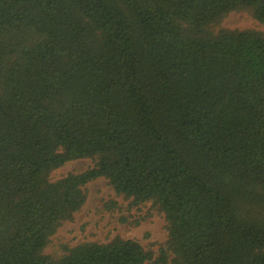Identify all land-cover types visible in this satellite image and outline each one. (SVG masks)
Instances as JSON below:
<instances>
[{
    "label": "trees",
    "instance_id": "16d2710c",
    "mask_svg": "<svg viewBox=\"0 0 264 264\" xmlns=\"http://www.w3.org/2000/svg\"><path fill=\"white\" fill-rule=\"evenodd\" d=\"M234 12L264 25V0H0V264H264V35ZM100 178L163 214L157 254H45Z\"/></svg>",
    "mask_w": 264,
    "mask_h": 264
},
{
    "label": "rangeland",
    "instance_id": "374dc122",
    "mask_svg": "<svg viewBox=\"0 0 264 264\" xmlns=\"http://www.w3.org/2000/svg\"><path fill=\"white\" fill-rule=\"evenodd\" d=\"M221 28L230 31L255 30L264 35V25L259 24L246 12H234L222 22ZM93 167L91 160L66 164L54 171L52 181H58L70 173L80 174ZM87 202L76 214L73 222L65 223L52 238L45 250L46 255H61L62 246L69 248L84 243H107L115 238L134 240L145 249L158 253L167 240L166 222L151 203L130 208L129 202L117 198L108 181L100 178L85 186ZM115 200L121 209L110 213L102 211L104 205Z\"/></svg>",
    "mask_w": 264,
    "mask_h": 264
}]
</instances>
